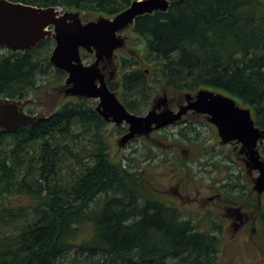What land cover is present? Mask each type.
Segmentation results:
<instances>
[{"label": "trees", "instance_id": "1", "mask_svg": "<svg viewBox=\"0 0 264 264\" xmlns=\"http://www.w3.org/2000/svg\"><path fill=\"white\" fill-rule=\"evenodd\" d=\"M14 1L114 17L134 0ZM170 1L167 11L140 15L130 25L161 75L149 80L142 61L121 54V74L109 87L138 114L159 87L213 88L249 108L264 128V5ZM55 44L48 36L23 51L0 46V100H25L28 113L38 112L28 100L46 98L67 77L50 61ZM91 101L74 97L20 130H0V264H61L73 249L110 264H217L219 235L162 202L146 189L141 172L110 153V122ZM16 196L27 207L14 204Z\"/></svg>", "mask_w": 264, "mask_h": 264}, {"label": "water", "instance_id": "2", "mask_svg": "<svg viewBox=\"0 0 264 264\" xmlns=\"http://www.w3.org/2000/svg\"><path fill=\"white\" fill-rule=\"evenodd\" d=\"M170 0H134L128 8L114 17L101 16L84 22L80 13L61 10L54 6H38L22 1L0 0V46L12 51L35 47L48 36L55 39L50 56L52 64L67 73L66 93L78 98L99 99L96 111L108 122L128 124V131L120 138L126 144L136 136L148 135L156 129L180 120L189 110L207 114L218 128L223 142L237 141L246 152L247 163L258 170L256 187L264 191V160L258 143L264 139V128L256 125L251 110L241 106L227 95L207 88L195 95L186 93V103L178 111L166 108L165 96L156 108L145 115L131 112L110 89L108 80L113 76L105 71L106 64L114 59L115 51L123 48L125 37L121 34L140 15L154 11H167ZM94 53L93 62L87 63L81 50ZM26 101L5 98L0 100V130L15 132L43 117L24 110Z\"/></svg>", "mask_w": 264, "mask_h": 264}, {"label": "rangeland", "instance_id": "3", "mask_svg": "<svg viewBox=\"0 0 264 264\" xmlns=\"http://www.w3.org/2000/svg\"><path fill=\"white\" fill-rule=\"evenodd\" d=\"M259 1L264 5V0ZM59 9L65 11L62 8ZM70 11L75 12L74 10ZM261 13H264L263 8ZM80 15L84 22L97 20L102 16L100 13L87 11L81 12ZM121 34L127 39L125 47L115 51L112 61L114 69L113 79L118 81L121 74L118 62L119 55L121 54L131 58L135 57L142 61V68L147 71V78L149 80L159 77L161 75V66L157 60L147 54L143 40L133 32L131 27H128ZM3 52L5 51L0 50V53ZM82 52L88 53L83 49ZM90 57L91 59L87 61H93L95 58L93 53L90 54ZM161 88L159 87L160 90L156 96H161L160 98L165 96L169 100V104H172L173 109H176V104L186 97L187 92L174 91L172 89L164 90ZM209 89L226 94L220 90ZM190 93L194 94V92ZM48 95L46 98L41 97L40 99L33 96L28 100L30 106L37 107V115L48 114L62 102L74 98L72 95L66 93L65 81L62 85L49 88ZM155 97L154 99L157 98ZM90 100H92L91 102L95 106L99 102L98 99L90 98ZM153 100L151 104L154 103ZM151 104L147 110L151 108ZM24 110L26 111V105L24 106ZM184 117H186V122L194 121L201 128L202 136H199L201 138L199 142L196 136H194L192 142L184 140V138H181V133L174 130L175 127H171L167 131L162 127L151 132L148 137H136L126 144H121L120 138L123 134L119 132V129L122 126L117 127L115 123L110 122L106 131L110 153L118 158L124 157L123 163L126 167L129 166L131 170L141 172V179L146 188L147 185L152 184L156 188L162 189L161 192L164 193L165 198H170L166 201L178 204L184 217L192 219L203 230H208L209 228L219 230L222 228V221L226 219L218 213V202L215 201L214 204H210L209 202L211 201L205 202L202 196L210 193V187L218 188L224 183L226 180L224 172L227 170V164L228 166L233 165L232 170L238 174L235 179L240 184L243 183L246 186V192L256 197L255 191L254 193L251 191L254 179L255 177L257 178L259 171L250 170V168L245 166V162L242 159L236 157L234 145H231V142H223L216 125L206 119L204 115L193 114L190 111ZM77 132L79 131L77 130ZM185 132L187 133V131ZM81 142L84 144L89 143L88 140H82ZM189 142L195 143L193 146H190ZM260 153L264 159V151H260ZM69 162L72 161L69 160ZM198 162L203 163L202 166L198 165ZM222 162H225V164H222ZM175 173H179L185 177L187 185L184 180H180V178L175 179ZM64 176L65 179H69L68 174H64ZM157 193H154V195H157ZM251 195H247L246 201L253 199ZM10 198L13 199L14 204H21L27 207L25 205L26 200L22 199L23 197L16 196ZM4 202L8 203L9 199H5ZM253 208L254 210L250 214L254 217L256 213H259L260 208L254 205ZM216 213L218 214L216 215ZM30 217L31 215L26 218L29 219ZM213 231L215 232V230ZM218 232L220 241L217 264H263L257 252L256 244L252 242L250 236H245L246 233L242 234H244V238L250 240L249 243L241 237L242 235H233V229L229 225L222 232ZM254 236L256 237V234ZM75 250L73 249L63 259L61 264H110V260L105 257H89L86 253H77Z\"/></svg>", "mask_w": 264, "mask_h": 264}, {"label": "flooded vegetation", "instance_id": "4", "mask_svg": "<svg viewBox=\"0 0 264 264\" xmlns=\"http://www.w3.org/2000/svg\"><path fill=\"white\" fill-rule=\"evenodd\" d=\"M125 39H127V38L125 37ZM125 44H126V41H125ZM124 47H125V45L123 46V48ZM94 57H95V55H94ZM105 71L107 73V77L109 76L108 75L109 72H110V75L112 74L113 62H111L110 65L106 64ZM112 78H114V77L112 76L110 79H112ZM116 93L118 95V92H116ZM187 93H190V92H187ZM193 95H195V93ZM160 97H157V98L155 97L156 99L153 100L154 103L151 104L150 109L156 108L158 111H162L165 109V106H163V105L157 106L161 101ZM186 102H187L186 99L179 101L178 104H176L177 105L176 109H173L172 104H169V100H167L166 101V108H171L174 111H178L180 108V105L185 104ZM190 111H192L193 114L196 113L194 110H189L188 112H186L182 116V118L180 120L174 122L173 124H170L168 126L163 127V129H165L167 131L169 128L175 127L174 130H176V132L181 133V135H182L181 138H184V140H188V141L192 142V140H194L193 139L194 136H196L197 140L199 142L201 139L199 136H202L201 128L194 121L193 122L192 121H190V122L185 121L186 117H184V116L187 115ZM147 112H148V110H145L144 113H141V114H138L135 112H133V113L138 114V115H145ZM202 115H204V117L209 120V116L207 114H202ZM116 126L117 127L122 126L121 129H119V132L120 133L122 132V134H125L128 131V127H129L128 124L125 122L120 124V125H116ZM185 131H187V133ZM148 135H150V134H148ZM148 135H140V136H136V137H144V136L148 137ZM181 138H179V139H181ZM263 141H264V139H263ZM263 141L262 142L259 141V143H258L259 151H262V152L264 151ZM194 143L195 142L190 143V146H193ZM230 144L234 145V151H235L236 157H238L239 159H242L245 162V166L247 168H250V165L247 163L246 152L242 149V144L237 142V141H231ZM188 152H190V150H188ZM227 157H228V155H227ZM224 160H225V158H224ZM225 162H226V160H225ZM225 162H222V164H225ZM202 164L203 163L198 162V165L202 166ZM228 167H230V168H228ZM125 168L131 170L129 166L128 167L125 166ZM226 168H227V170H225V172H224V174L226 176V180L224 181V183H222L218 188L210 187L211 188V190H209L210 193L202 196V199L205 200V202L211 201V202H209L210 204L211 203L214 204L215 201H217L218 207H219L218 213L221 214L226 220L222 221V223H221L222 228L221 229L216 230V229L209 228L207 231H211V232L219 235L218 231L222 232V230L229 225L233 229V235H236V236L242 235L241 237H243L244 234H242V233H246L245 236H250V239H252V242L256 244L257 252L260 255L262 262L264 264V221L262 220V217H263L262 215L264 213V191H260L259 189H257L256 177H255L251 192L254 193V191H255V193L257 195H256V197H253V194L251 195V193L246 192V186L243 185V183L240 184V182H238V180L235 179V177L238 174L232 170L233 165L228 166L226 164ZM221 169H222V166H221ZM250 170H251V168H250ZM174 177H175V179L180 178V180H184L186 185H187V180L181 174L175 173ZM213 188H215V189H213ZM146 189L151 193H157L158 192L157 196L160 197V200L162 202L180 210V207H178L179 206L178 204L172 203L170 201H166V200H169L170 198H165L164 193L161 192L162 189H158V188H156V186H154L152 184L147 185ZM247 195L248 196L251 195L253 197V199L250 200L251 203H250V201H246ZM253 205L258 206V208H260L259 213H256L254 217L252 214H250L254 210ZM218 213H216V215ZM251 224H252V226H251ZM213 230H215V232ZM237 233H241V234H237ZM254 234H256V237L254 236ZM244 240L248 243L250 242V240L248 238H244Z\"/></svg>", "mask_w": 264, "mask_h": 264}, {"label": "bare ground", "instance_id": "5", "mask_svg": "<svg viewBox=\"0 0 264 264\" xmlns=\"http://www.w3.org/2000/svg\"><path fill=\"white\" fill-rule=\"evenodd\" d=\"M110 18V17H109Z\"/></svg>", "mask_w": 264, "mask_h": 264}]
</instances>
